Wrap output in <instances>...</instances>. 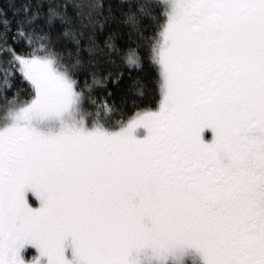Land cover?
I'll use <instances>...</instances> for the list:
<instances>
[{"label": "snow or ice", "instance_id": "1", "mask_svg": "<svg viewBox=\"0 0 264 264\" xmlns=\"http://www.w3.org/2000/svg\"><path fill=\"white\" fill-rule=\"evenodd\" d=\"M0 264H264V0H0Z\"/></svg>", "mask_w": 264, "mask_h": 264}]
</instances>
